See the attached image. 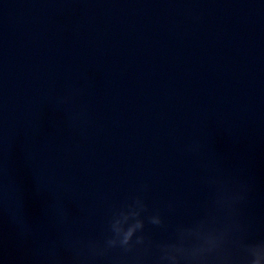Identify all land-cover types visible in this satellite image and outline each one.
Masks as SVG:
<instances>
[{
    "label": "water",
    "instance_id": "obj_1",
    "mask_svg": "<svg viewBox=\"0 0 264 264\" xmlns=\"http://www.w3.org/2000/svg\"><path fill=\"white\" fill-rule=\"evenodd\" d=\"M166 249L264 251V0H0V264Z\"/></svg>",
    "mask_w": 264,
    "mask_h": 264
},
{
    "label": "clouds",
    "instance_id": "obj_2",
    "mask_svg": "<svg viewBox=\"0 0 264 264\" xmlns=\"http://www.w3.org/2000/svg\"><path fill=\"white\" fill-rule=\"evenodd\" d=\"M137 204L139 205V201H137ZM138 216L139 212L131 206L128 210H121L115 213L110 221L111 236L106 240V247H119L125 251H131L134 246L132 243L134 235L144 227L143 221L140 219H136L135 222H130L132 217ZM152 222L159 223L160 220L158 217H153ZM135 244H143V238L140 236L137 237ZM165 251L166 254L161 260L168 262V264H183V261L186 259L185 257L172 254L167 249ZM251 264H264V251L257 250L254 253Z\"/></svg>",
    "mask_w": 264,
    "mask_h": 264
}]
</instances>
